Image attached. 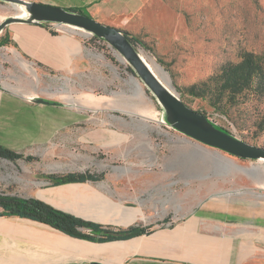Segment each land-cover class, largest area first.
Returning <instances> with one entry per match:
<instances>
[{
  "label": "rangeland",
  "instance_id": "obj_1",
  "mask_svg": "<svg viewBox=\"0 0 264 264\" xmlns=\"http://www.w3.org/2000/svg\"><path fill=\"white\" fill-rule=\"evenodd\" d=\"M35 1L85 9L102 23L138 35L146 44H135L141 56L166 72L164 78L155 69L163 84L236 137L264 146L263 102L233 106L227 118L184 92L222 64L237 61L241 50L264 53V0ZM16 12L17 6L0 1V20ZM54 27L84 35L88 61L81 70H29L0 49L2 84L70 107L72 123L64 140L57 136L47 167L90 170L120 182L150 179L159 207L180 208L184 215L205 201L229 198L232 190L245 188L239 196H246L252 187L264 188V160L229 155L163 125L161 106L118 51L82 30ZM112 124L120 129L109 128Z\"/></svg>",
  "mask_w": 264,
  "mask_h": 264
},
{
  "label": "crops",
  "instance_id": "obj_2",
  "mask_svg": "<svg viewBox=\"0 0 264 264\" xmlns=\"http://www.w3.org/2000/svg\"><path fill=\"white\" fill-rule=\"evenodd\" d=\"M55 25L11 23L0 33L9 40L0 49L29 70H81L88 61L84 35ZM39 97L0 82V145L22 155L0 157V196L41 200L110 233L130 226L148 231L109 240L98 239L108 233L81 227L93 237L81 238L0 206V264H264L263 187H252L246 196H239L245 188L232 190L229 198L205 201L184 215L180 208L159 207L150 179L120 182L104 174L99 180L57 183L53 175L77 172L47 167L72 115L70 107L37 102Z\"/></svg>",
  "mask_w": 264,
  "mask_h": 264
},
{
  "label": "water",
  "instance_id": "obj_3",
  "mask_svg": "<svg viewBox=\"0 0 264 264\" xmlns=\"http://www.w3.org/2000/svg\"><path fill=\"white\" fill-rule=\"evenodd\" d=\"M0 1L10 3L12 7L20 6L24 10L23 15L16 12L1 19L0 33L6 26L15 22L53 23L79 29L102 39L123 56L133 72L155 97L162 108L159 121L163 125L170 126L202 144L224 151L229 155L244 159L264 160V146L252 144L221 128L203 112L188 106L169 84H163L146 65L135 44L128 38L129 32L125 29L102 23L89 15L55 4L35 0ZM36 101L60 104L40 97Z\"/></svg>",
  "mask_w": 264,
  "mask_h": 264
},
{
  "label": "trees",
  "instance_id": "obj_4",
  "mask_svg": "<svg viewBox=\"0 0 264 264\" xmlns=\"http://www.w3.org/2000/svg\"><path fill=\"white\" fill-rule=\"evenodd\" d=\"M72 11H78L89 15L88 11L78 7H68ZM90 16V15H89ZM95 40H102L95 36ZM128 38L134 43L142 46L146 44L136 34H128ZM9 40L0 38V44H6ZM237 61H230L222 64L219 69L199 83L191 84L184 88V92L200 97L207 101L208 105L219 114L227 118L230 117V108L254 100L264 103V53L250 50H241L238 53ZM159 61L164 64L163 60ZM199 111V110H198ZM207 117L204 110H200ZM261 117H264V112ZM221 128H226L219 125ZM228 131V130H227ZM21 154L0 145V157L15 159ZM32 156H27V160H32ZM244 159V158H241ZM54 180L57 183L83 182L85 180H99L103 173L95 174L89 172H67L65 174H55ZM0 206L8 214L34 219L62 232L81 238H93L81 232V227H90L95 232L108 234L100 235L98 239H120L126 238L148 231L147 228L130 226L125 230L115 233L106 232L102 226L83 220L61 209L55 208L41 200L28 198H16L13 196H0Z\"/></svg>",
  "mask_w": 264,
  "mask_h": 264
},
{
  "label": "bare ground",
  "instance_id": "obj_5",
  "mask_svg": "<svg viewBox=\"0 0 264 264\" xmlns=\"http://www.w3.org/2000/svg\"><path fill=\"white\" fill-rule=\"evenodd\" d=\"M17 8L20 10L19 14L23 15L24 14V10L22 9V7L17 6ZM142 57V56H141ZM142 59L144 60V62L146 63V65L150 68V70L155 74V69L159 72V74L162 75V77L167 78V74L166 72L163 70V68L161 66H159L158 64L153 63V66L150 65V63H148L143 57ZM155 76L157 77V75L155 74ZM158 78V77H157ZM159 79V78H158ZM160 80V79H159ZM161 81V80H160ZM136 84L139 86V82L137 80H135ZM162 82V81H161Z\"/></svg>",
  "mask_w": 264,
  "mask_h": 264
}]
</instances>
